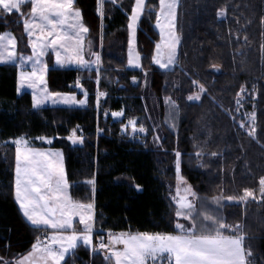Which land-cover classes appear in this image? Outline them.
<instances>
[{
  "label": "trees",
  "instance_id": "1",
  "mask_svg": "<svg viewBox=\"0 0 264 264\" xmlns=\"http://www.w3.org/2000/svg\"><path fill=\"white\" fill-rule=\"evenodd\" d=\"M134 4L135 0L115 4L75 0L74 7L90 30L86 55L92 57L90 44L91 51L101 55L100 70L48 69L46 81L51 92L68 93L75 92L72 85L81 77L82 90L88 92L87 108L34 109L29 93L17 94V66L0 65V264L28 253L46 231L29 225L15 200V146L7 141L21 136L54 138L51 148L63 151L73 199L95 205L97 237L105 232L174 233V197L183 177L197 193V210L223 217L233 226L242 225L245 248L252 252L248 259L264 264V200L245 206L226 201L229 195H242L244 189L258 191L259 179L264 177V0H180L181 43L177 64L167 71L153 63L159 41L158 0H148L139 22L141 68H128V25ZM221 8L226 9L224 17L217 16ZM7 30L22 36L21 15L0 16V33ZM192 79L208 90L198 102L187 100L194 91ZM97 85L108 93L103 109L112 105L117 111L124 103L126 115L147 129L142 142L129 141L120 135V122L111 125L97 113ZM241 86L247 93L238 108L235 101ZM252 112L255 139L246 131ZM240 122L245 128H239ZM79 128L82 147L67 139ZM213 152L217 155L212 156ZM93 179L94 193L88 183ZM215 198L219 204L213 202ZM223 231L235 235L230 229ZM64 264L109 262L80 246Z\"/></svg>",
  "mask_w": 264,
  "mask_h": 264
},
{
  "label": "snow or ice",
  "instance_id": "2",
  "mask_svg": "<svg viewBox=\"0 0 264 264\" xmlns=\"http://www.w3.org/2000/svg\"><path fill=\"white\" fill-rule=\"evenodd\" d=\"M113 4L117 0H111ZM148 0H135L131 10V30L128 64L141 67L139 54L135 52L136 26L145 14ZM31 5L30 19H23V27L29 37L32 55L20 56L21 64L30 63V71H21L20 87L27 85L33 89V106L40 108L51 101L53 105L85 107L88 103V93L83 92L84 98L77 100L75 95H65L60 92H50L47 87L46 73L48 66L43 58L49 50L55 53V63L61 67L75 65L78 69L92 70L93 61L85 59V38L89 28L82 21V13L74 8V0H0V16L18 13L23 17L22 7ZM156 13V28L161 35V43L155 46L153 62L161 69H169L177 62V50L181 37L177 30V15L179 0H158ZM103 16V11L100 12ZM226 9L217 12L218 17H224ZM264 23V19L261 20ZM247 40V37L244 38ZM261 47H264L262 45ZM16 38L8 32L0 34V63L16 61ZM94 64L99 66L101 56L91 51ZM212 68L219 70L218 65ZM97 72L99 68L97 67ZM99 81H97L98 83ZM194 91L187 95L188 101H200L207 93V88L198 79H192ZM77 86L82 85L77 81ZM247 89L241 86L237 93L236 105L242 106ZM107 94L98 92L96 103L100 97ZM173 110L175 102H171ZM107 115V113H105ZM125 115L124 111L112 112L114 118ZM175 113H173L174 118ZM235 119V117H233ZM251 127L246 129L248 135L256 138L257 128L255 112L249 114ZM131 127L133 135L146 134L147 129L141 125L137 127L135 119H128L124 129ZM245 128V123H239ZM42 142L51 145L53 140L48 137H38ZM67 139L73 144H83L84 138L72 130ZM159 139V137H157ZM15 168L14 193L19 208L28 221L37 228L50 229L51 235L47 240H39L32 250L19 260L17 264H64L69 254L74 255L78 245L87 246L96 251L93 243V231L96 223L95 205L92 202H81L73 199L70 194V183L63 163V153L58 150H45L33 147L24 137L15 139ZM200 153L197 152V156ZM216 156L217 153H211ZM177 171H179L180 153H176ZM92 191H95V180H89ZM180 177L174 197L177 218L174 233L121 232L108 234V242L100 237L99 249L105 251V260L109 264H252L248 259L252 252L245 248L242 225L235 226L225 222L223 217L210 214L208 211H198L197 193L187 186L181 190L180 184H185ZM259 197L264 200V177L259 179ZM138 187V186H137ZM189 197H192L190 199ZM228 201L247 202L257 200L256 193L251 189H244L242 195L226 197ZM214 203L219 204V198ZM189 222L186 227L185 223ZM197 220L200 225L197 227ZM82 229L76 227V223ZM225 229H230L236 235H225ZM122 246V247H118Z\"/></svg>",
  "mask_w": 264,
  "mask_h": 264
},
{
  "label": "rangeland",
  "instance_id": "3",
  "mask_svg": "<svg viewBox=\"0 0 264 264\" xmlns=\"http://www.w3.org/2000/svg\"><path fill=\"white\" fill-rule=\"evenodd\" d=\"M179 2H180V0H179ZM74 3H75V0H74ZM75 8V7H74ZM76 10H79L78 8H75ZM30 10H31V5L30 4H28V3H26L23 7H22V12H23V17H22V23H23V19L24 18H28V19H30L31 17H30ZM80 11V10H79ZM81 12V11H80ZM20 15V14H19ZM131 17V16H130ZM141 19V18H140ZM140 19H139V21H138V23H137V26H136V43H135V52L136 53H138L139 54V51H138V44H137V31H138V27H139V22H140ZM82 21H83V23L85 24V22H84V19H83V16H82ZM131 22V20H129V23ZM155 25H156V23H155ZM85 26H87L86 24H85ZM129 28V27H128ZM155 29L157 30V32H158V35H159V41H158V43L157 44H159V43H161V35H160V32H159V30L156 28V26H155ZM5 32H8V33H11L15 38H16V41H17V48H16V52H17V59H16V61H10V62H5V63H0V65H4V64H12V65H16L17 66V69H18V74H17V94L20 96V95H22V94H24V93H29L30 95H31V97H32V101H33V89H31V88H28L27 87V85H25L23 88H21L20 87V83H19V77H20V73H21V71H25V72H27V71H30L31 70V64L30 63H23V64H21V62H20V60H19V57L20 56H29V55H32V49H31V45H30V42H29V37H28V35H27V33H26V31H25V29H24V27H23V34H22V36H20V35H18V34H16V33H14V32H12L11 30H7V31H5ZM5 32H1L0 34H3V33H5ZM128 32H129V40H128V52H127V61H128V55H129V44H130V40H131V30L130 29H128ZM87 36H88V34H86V38H87ZM86 38H85V46H86ZM156 44V45H157ZM178 51H179V47H178V50H177V57H178ZM99 55H100V53H98ZM101 56V55H100ZM154 56H155V50H154V55H153V58H154ZM139 58H140V64H141V56L139 55ZM85 59H87V60H90V61H93V66H92V70H97V67L99 68V70H100V67H101V63H100V65L99 66H97V65H95L94 64V57L92 56V57H89L88 58V56L86 55V51H85ZM43 60H44V62L47 64V66H48V69H53V68H60V69H73V70H78V71H80L81 73H83L84 71H86V72H89L88 70H86V69H78L75 65H66V66H63V67H61L60 65H57L56 63H55V53L52 51V50H49L48 51V54L43 58ZM154 63V62H153ZM155 64V63H154ZM176 64H177V62H176ZM176 64L175 65H173V66H171L169 69H161L158 65H156L157 67H159L161 70H163V71H167V70H172L175 66H176ZM128 68L129 69H133V70H139L141 67H139V68H136V67H132V66H130L129 64H128ZM91 70V71H92ZM78 79H81L82 80V78L81 77H79ZM97 81H99V78L96 80V83H97ZM97 84H99V82L97 83ZM134 84H137L136 82H134ZM99 85H97V92H96V99H97V94H98V92H101L99 89ZM48 90H49V88H48ZM50 91V90H49ZM84 91H86V90H82L81 91V94H82V96L81 97H79V93L78 92H68V93H62V94H65V95H75L76 96V98H77V100H81V99H83L84 98V95H83V92ZM51 92V91H50ZM87 92V91H86ZM104 92V91H103ZM88 93V92H87ZM107 95L105 96V97H100V100H99V105L97 106V103H96V109H97V113L100 115H102L103 114V118L106 120V121H109V123L112 125V124H114V123H116V122H120V125H121V130H120V135H123L124 137H126V138H128V140L129 141H131V142H142L143 141V135L144 134H141V133H136L135 135H133L132 134V132H131V127L129 126L128 127V129L127 130H125L124 129V125H126L127 124V122H128V119H131L130 117H128V115H126V109H125V105H124V103H123V106H122V108L121 109H119V110H117V111H120V110H122V111H124V113H125V115L123 116V117H120V118H114L113 116H112V112H115V111H113V108H112V105H108L107 106V108H105V109H103V106H104V104H105V101H106V99H107V96H108V93L107 92H105ZM114 101H117V98H114ZM191 102H198V101H191ZM87 106H88V103H87V105L85 106V107H83V108H87ZM56 107H63V108H81V107H78V106H69V105H64V104H56V105H53L52 103H51V101H49V102H47L46 104H44V105H42L40 108H35L34 106H33V108L34 109H42V108H56ZM105 113H107V115H105ZM99 128H97V132H96V135L97 136H100L101 134H102V129L100 128V126H98ZM138 127V126H137ZM240 128V127H239ZM240 129H242V128H240ZM81 131V128H79V129H77V134L78 135H80L78 132H80ZM21 137H24V138H26V139H28L29 141H30V143H31V145L33 146V147H36V144L37 145H45V146H49L48 148H42V149H45V150H58V151H61L62 153H63V151L62 150H60V149H55V148H51V146H52V144L51 145H49V144H46V143H44V142H42L41 140H39L38 138H35V139H32V138H29V137H26V136H21ZM21 137H17V138H15V139H19V138H21ZM15 139H10V140H8L7 141V143H10V144H12L13 146H15V144L13 143V141L15 140ZM52 140H53V142L55 141L54 140V138H51ZM69 141V140H68ZM70 142V141H69ZM71 143V142H70ZM72 144V143H71ZM73 145V144H72ZM73 146H76V147H82L83 146V144H76V145H73ZM16 147V146H15ZM38 147V146H37ZM38 148H40V147H38ZM63 163H64V154H63ZM64 167H65V163H64ZM185 181V180H184ZM186 182V181H185ZM187 186H190L191 187V185L188 183V182H186L185 184H181V190H183V188H185V187H187ZM192 188V187H191ZM260 189V188H259ZM259 189H258V191H254L255 193H256V195H257V200H251V199H249L247 202H237V201H228V200H226L227 202H229V203H240L241 205H243V206H245L248 202H256V203H261L262 202V199H260V197H259ZM17 202V201H16ZM17 204H18V202H17ZM19 206V205H18ZM20 211H21V214L23 215V213H22V210L20 209ZM24 216V215H23ZM24 218H25V220L27 221V223L29 224V225H31L32 227H35V228H37L36 226H34V225H32L31 223H30V221H28L27 220V218L24 216ZM180 222H182V223H185V225L187 224V221H180ZM76 227L78 228V229H82V225H79L78 224V222L76 223ZM242 228H243V226H242ZM43 230H45V229H43ZM94 230H95V228H94ZM47 232H48V237L51 235V230L50 229H47L46 230ZM243 231V230H242ZM233 234H237V233H234V232H232ZM113 235H116V234H119V233H112ZM134 234V233H133ZM97 236L95 235V231H93V243H94V241H95V238H96ZM98 239L100 238V236L99 237H97ZM244 239H245V236H244ZM40 239L38 238L36 241H35V243L34 244H36L38 241H39ZM80 246H83V245H78V247L74 250V252L80 247ZM85 247H87V246H85ZM118 247H122V246H118ZM89 248V247H88ZM91 249V248H90ZM31 250H32V248H31ZM30 250V251H31ZM29 251V252H30ZM28 252V253H29ZM28 253H26V254H24V255H22V256H19V257H17V258H15V259H12V260H10V261H5V260H2L3 262V264H17V262L19 261V260H22L23 259V257L25 256V255H27ZM71 255V253L69 254V256ZM68 256V257H69ZM105 256V255H104ZM68 257H66V259H65V261L67 260V258ZM65 261H64V263H65Z\"/></svg>",
  "mask_w": 264,
  "mask_h": 264
},
{
  "label": "built area",
  "instance_id": "4",
  "mask_svg": "<svg viewBox=\"0 0 264 264\" xmlns=\"http://www.w3.org/2000/svg\"><path fill=\"white\" fill-rule=\"evenodd\" d=\"M77 81H79V84L82 85V80L76 79L75 82H74V84L72 85V89H73V90H76V91L80 90V88H81V87H78V86H77ZM143 149H145V146H143ZM47 238H48V237L46 236V234H42V239H43V240L46 241ZM104 240H105L106 243L108 242V239H104ZM99 243H100V240H99L98 243L95 245V248H96V251H95V252H96L97 254H106L105 251H101V250L99 249Z\"/></svg>",
  "mask_w": 264,
  "mask_h": 264
},
{
  "label": "crops",
  "instance_id": "5",
  "mask_svg": "<svg viewBox=\"0 0 264 264\" xmlns=\"http://www.w3.org/2000/svg\"><path fill=\"white\" fill-rule=\"evenodd\" d=\"M32 105H33V101H32ZM49 147V146H48ZM47 146L45 147V148H48ZM50 148V147H49ZM66 171V170H65ZM95 231V230H94ZM96 239V238H95ZM98 239V238H97ZM20 256H22V255H20ZM19 257V256H18Z\"/></svg>",
  "mask_w": 264,
  "mask_h": 264
}]
</instances>
